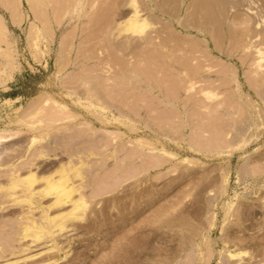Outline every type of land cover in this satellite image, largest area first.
<instances>
[{
  "label": "rangeland",
  "instance_id": "1",
  "mask_svg": "<svg viewBox=\"0 0 264 264\" xmlns=\"http://www.w3.org/2000/svg\"><path fill=\"white\" fill-rule=\"evenodd\" d=\"M0 264H264V0H0Z\"/></svg>",
  "mask_w": 264,
  "mask_h": 264
},
{
  "label": "bare ground",
  "instance_id": "2",
  "mask_svg": "<svg viewBox=\"0 0 264 264\" xmlns=\"http://www.w3.org/2000/svg\"><path fill=\"white\" fill-rule=\"evenodd\" d=\"M59 182H60V181H59ZM57 185H58V184H57ZM53 186H54V185H53ZM53 186H51V187H53ZM58 186L60 187V185H58ZM58 186H56V187L59 188ZM51 187H50V188H51ZM51 189H52V188H51ZM53 189H55V187H54ZM55 190H56V189H55ZM59 191H62L63 194H64L65 196H66V194L68 193L67 190L65 191L63 187H62V188L60 187V188H59ZM66 192H67V193H66ZM61 195H62V193H61ZM64 195H63V198H64ZM68 196H69V194H68ZM58 197H60V196H58ZM67 201H68V200H67Z\"/></svg>",
  "mask_w": 264,
  "mask_h": 264
}]
</instances>
